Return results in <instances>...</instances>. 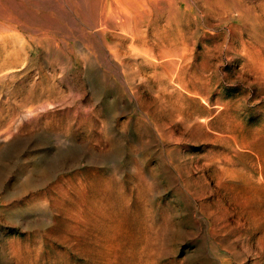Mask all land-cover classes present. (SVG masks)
Returning <instances> with one entry per match:
<instances>
[{
    "label": "rangeland",
    "instance_id": "obj_1",
    "mask_svg": "<svg viewBox=\"0 0 264 264\" xmlns=\"http://www.w3.org/2000/svg\"><path fill=\"white\" fill-rule=\"evenodd\" d=\"M0 1V264H264V0Z\"/></svg>",
    "mask_w": 264,
    "mask_h": 264
},
{
    "label": "bare ground",
    "instance_id": "obj_2",
    "mask_svg": "<svg viewBox=\"0 0 264 264\" xmlns=\"http://www.w3.org/2000/svg\"><path fill=\"white\" fill-rule=\"evenodd\" d=\"M86 4H87V2H86ZM1 8H3L4 10H7L8 9L6 7V5H5V2L3 4L2 1H0V9ZM9 10H10V8H9ZM4 14H6V13L5 12L0 13V34H5L7 36H10V32H11V29H12V25H11V22H12L11 20L12 19H10V17H8V16H6ZM11 34H12V32H11Z\"/></svg>",
    "mask_w": 264,
    "mask_h": 264
}]
</instances>
